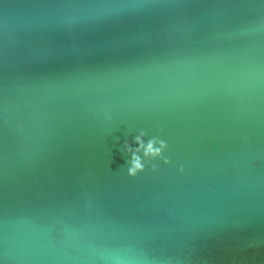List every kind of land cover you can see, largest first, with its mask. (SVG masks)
Here are the masks:
<instances>
[{"label": "water", "instance_id": "water-1", "mask_svg": "<svg viewBox=\"0 0 264 264\" xmlns=\"http://www.w3.org/2000/svg\"><path fill=\"white\" fill-rule=\"evenodd\" d=\"M0 264H264V0H0Z\"/></svg>", "mask_w": 264, "mask_h": 264}, {"label": "clouds", "instance_id": "clouds-1", "mask_svg": "<svg viewBox=\"0 0 264 264\" xmlns=\"http://www.w3.org/2000/svg\"><path fill=\"white\" fill-rule=\"evenodd\" d=\"M161 147H163V144H161ZM159 149H154L153 148V142H149V144L147 145V148L145 150V155H158L159 154ZM132 168L130 169V174H134L135 171L137 169L141 168V164L139 162V159L136 158L135 156L133 157V161H132Z\"/></svg>", "mask_w": 264, "mask_h": 264}]
</instances>
